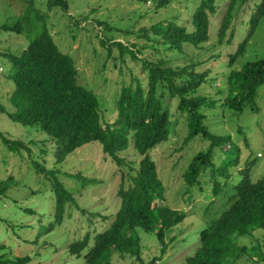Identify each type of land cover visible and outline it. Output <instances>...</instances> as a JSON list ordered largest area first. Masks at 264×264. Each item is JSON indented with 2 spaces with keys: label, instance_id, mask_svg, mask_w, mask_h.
Masks as SVG:
<instances>
[{
  "label": "rangeland",
  "instance_id": "obj_1",
  "mask_svg": "<svg viewBox=\"0 0 264 264\" xmlns=\"http://www.w3.org/2000/svg\"><path fill=\"white\" fill-rule=\"evenodd\" d=\"M49 1L0 0V103L8 110H13L10 96L15 83L13 65L5 53L21 55L44 27L51 31L61 50L74 56L79 81L99 96L105 121L116 119V102L124 85L136 83L137 79L147 85L144 60L158 62L165 58L166 66L174 67L196 63L195 70L206 75L199 93L223 100L225 93H220V88L227 89L231 70H239L247 61L264 57L262 17L246 52L230 64V56L251 31V19L262 0H250L242 5L224 39L219 32L230 0H216L217 11L210 16L209 40L200 46L186 43L182 52L166 50L158 44L153 27L171 20L193 31V13L200 0H67L68 11L61 5L49 7ZM31 5L35 7L32 12L28 11ZM42 15L44 20L40 21ZM18 20H25L22 32L3 27ZM129 47L138 57L133 56ZM160 90L178 125L170 139L155 147L151 155L165 186L166 204L187 211V217L179 227L166 230L168 248L163 256L156 232L139 227L141 256L122 257L116 253L113 256L116 264H186L187 257L199 246L207 219L218 216L231 203L234 186L243 178L242 170L250 168L251 163V180L264 177V84L259 87L255 109L247 104L239 114L220 103L205 110L208 113L205 124L210 131L226 138L223 146L214 148L213 164L194 186L186 182L185 172L193 156L206 149L211 141L197 136L186 143L189 134L186 115L178 109L180 100L172 97L170 91ZM0 131L25 145L21 152H12L0 136V183L6 186L0 190L3 245L0 257L28 258L25 264H86L83 257L69 252V244L89 235L92 245L95 236L112 225L122 203L119 191L130 182V167L117 164L99 141L85 144L62 160L55 142L45 131L15 122L1 109ZM121 155L132 166L139 167L142 156L133 145ZM36 161L44 171L37 170ZM79 174L81 177L76 176ZM54 177L75 199L67 204L60 223L54 216ZM89 179L94 181L85 182ZM217 182L221 188L214 194ZM238 243L248 248L238 264H264L263 229L239 237Z\"/></svg>",
  "mask_w": 264,
  "mask_h": 264
},
{
  "label": "trees",
  "instance_id": "obj_2",
  "mask_svg": "<svg viewBox=\"0 0 264 264\" xmlns=\"http://www.w3.org/2000/svg\"><path fill=\"white\" fill-rule=\"evenodd\" d=\"M248 1L230 0L219 32L221 39L225 38L236 12ZM215 2L200 0L193 13V31L170 20L153 27L155 40L166 50L180 52L186 43L200 46L207 42L210 38V16L217 11ZM57 5H61L65 11L69 10L67 0L49 1V7ZM34 8L31 5L28 11L32 12ZM40 17V21H43L44 16ZM262 17L264 0L251 19V31L238 50L230 56L231 65L246 52L249 40ZM3 27L22 32L25 20ZM128 49L135 58L138 57L135 50L131 47ZM5 55L13 65L15 89L10 96L13 110L6 109L0 103L2 112L7 113L15 122L45 131L55 142L58 157L62 160L85 144L99 141L104 152L117 164L130 167V182L119 191L122 203L112 225L98 233L92 245L89 235L69 244V252L83 257L86 264H116L113 261L116 253L122 257L127 254L140 257L142 247L137 230L139 227L156 232L163 256L168 248L166 230L178 226L187 217V211L166 204L165 186L159 177L156 160L151 155L155 147L170 139L178 125L160 88L170 91L172 97L180 100L178 109L186 115L189 134L185 142L189 143L197 136L211 141L206 149L193 156L185 172L186 182L194 186L199 182L198 177L213 164L214 148L223 146L226 138L210 131L205 124L208 117L205 110L215 108L220 103L239 114L244 112L247 104L255 109L259 87L264 84V57L247 61L239 70H231L227 77V89L220 88V93H225L223 100L199 93L206 75L195 70L196 63L174 67L166 66L168 60L165 58L158 62L144 60L143 67L148 72L147 85L144 86L139 79L136 83L124 85L116 102V119L105 121L99 96L80 83L74 56L61 50L47 27L42 29L41 34L21 55ZM0 136L12 152H21L25 148L20 139H11L2 131ZM131 145L142 156L138 168L121 155ZM26 149L30 150L28 147ZM249 166L242 170L243 178L234 186L235 192L231 195L229 206L218 216L207 219L208 224L200 233L199 246L187 257L186 264H238L240 257L248 250L239 245L238 238L248 236L257 229L264 230V177L251 180V163ZM35 167L38 171H44L37 161ZM76 176L81 177L80 174ZM89 181L94 180H85ZM5 187L4 183H0V190H5ZM52 188L56 196L54 216L56 222L60 223L64 220L67 204L75 199L57 177H54ZM220 188L217 182L214 194L219 193ZM2 248L0 243V252ZM27 259H10L2 255L0 263L25 264Z\"/></svg>",
  "mask_w": 264,
  "mask_h": 264
},
{
  "label": "clouds",
  "instance_id": "obj_3",
  "mask_svg": "<svg viewBox=\"0 0 264 264\" xmlns=\"http://www.w3.org/2000/svg\"><path fill=\"white\" fill-rule=\"evenodd\" d=\"M259 155L261 156V153H259ZM79 257V256H78ZM82 258V257H81Z\"/></svg>",
  "mask_w": 264,
  "mask_h": 264
}]
</instances>
